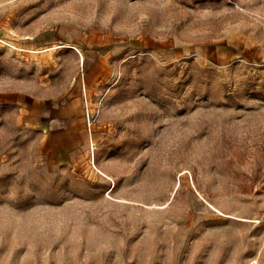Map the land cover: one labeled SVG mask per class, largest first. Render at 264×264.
Wrapping results in <instances>:
<instances>
[{"label":"rangeland","instance_id":"rangeland-1","mask_svg":"<svg viewBox=\"0 0 264 264\" xmlns=\"http://www.w3.org/2000/svg\"><path fill=\"white\" fill-rule=\"evenodd\" d=\"M11 91L62 95L50 138ZM251 263L264 0H0V264Z\"/></svg>","mask_w":264,"mask_h":264},{"label":"crops","instance_id":"crops-1","mask_svg":"<svg viewBox=\"0 0 264 264\" xmlns=\"http://www.w3.org/2000/svg\"><path fill=\"white\" fill-rule=\"evenodd\" d=\"M84 66V60L79 59V71ZM82 76V77H81ZM78 83L80 90L83 91L86 102V110L82 107L81 109V130L84 134L86 132L87 123H89L88 113V95L91 93L90 85L86 83L84 75L78 74ZM97 87L103 85L102 82H96ZM96 94V93H95ZM62 95L53 97L52 101H46L42 96L34 92L25 91H11L4 96V100L7 104H10L13 109H16L21 117V125L28 129L42 130L47 133V137L50 138V132H54L60 126L56 121V115L52 113L51 109L57 105L56 99L61 98ZM67 129V128H65ZM77 146L73 140L69 143H61L60 146Z\"/></svg>","mask_w":264,"mask_h":264},{"label":"bare ground","instance_id":"bare-ground-1","mask_svg":"<svg viewBox=\"0 0 264 264\" xmlns=\"http://www.w3.org/2000/svg\"><path fill=\"white\" fill-rule=\"evenodd\" d=\"M251 264H254V263H251Z\"/></svg>","mask_w":264,"mask_h":264}]
</instances>
